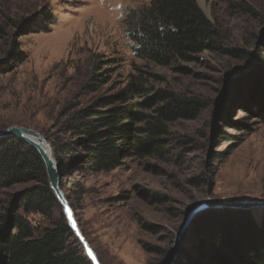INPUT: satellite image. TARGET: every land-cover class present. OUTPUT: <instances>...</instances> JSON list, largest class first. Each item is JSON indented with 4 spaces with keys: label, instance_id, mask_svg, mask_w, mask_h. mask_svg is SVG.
<instances>
[{
    "label": "rangeland",
    "instance_id": "374dc122",
    "mask_svg": "<svg viewBox=\"0 0 264 264\" xmlns=\"http://www.w3.org/2000/svg\"><path fill=\"white\" fill-rule=\"evenodd\" d=\"M197 1L220 26L221 48L164 66L135 56L125 21L129 8L150 0H0V130L22 125L50 143L60 141L68 136L59 129L65 113L124 89L132 94L129 83L140 69L150 72L154 90L139 101L162 89L197 102L193 115L187 111L168 123L160 154L126 156L98 173L74 168L63 178L103 264H164L197 202L264 199V118L253 104L256 99L264 107V0ZM14 42L23 60L10 54ZM156 99L139 109L152 114L168 101ZM26 186L2 190L0 211ZM215 211L250 212L258 226L264 221V208H207L185 228L174 264H209L204 218ZM27 216L40 226L50 223L38 213ZM70 240L81 247L75 235Z\"/></svg>",
    "mask_w": 264,
    "mask_h": 264
},
{
    "label": "trees",
    "instance_id": "16d2710c",
    "mask_svg": "<svg viewBox=\"0 0 264 264\" xmlns=\"http://www.w3.org/2000/svg\"><path fill=\"white\" fill-rule=\"evenodd\" d=\"M238 5L250 9L245 1ZM125 21L135 56L156 65L193 61L206 50L220 49L224 38L220 26L197 0H150L129 8ZM30 28L29 32L35 29ZM17 44L14 42L10 54L23 60ZM140 70L129 83L132 94L124 89L65 113L59 129L68 136L51 140L64 191V179L71 169L98 173L118 167L126 156L160 154L168 123L196 108V101H184L162 89L155 91V97L139 101L137 96L154 90L147 83L150 72ZM156 97L168 101L152 114L139 109L158 104ZM253 101L257 114L264 118L262 102ZM18 185L27 186L11 193L0 211V264H92L81 247L71 244L74 233L50 186L40 153L16 137H4L0 139V192ZM30 213L41 214L50 223L34 224L27 216ZM54 214L59 215L52 221ZM204 219L210 224L209 264H264V221L258 226L250 212L244 211L209 212Z\"/></svg>",
    "mask_w": 264,
    "mask_h": 264
},
{
    "label": "water",
    "instance_id": "95a60500",
    "mask_svg": "<svg viewBox=\"0 0 264 264\" xmlns=\"http://www.w3.org/2000/svg\"><path fill=\"white\" fill-rule=\"evenodd\" d=\"M4 137H16L35 148L40 153L46 165L50 186L62 206L63 213L76 240L79 242V245L92 264H103L98 253L85 236L77 219L76 211L61 186L62 173L60 172V165L55 155L53 144L50 143L40 131L22 125H11L1 129L0 139ZM210 207L264 208V199L207 198L197 202L188 210L186 219L181 225L180 231L169 250L164 264H174L176 262L185 228L195 216ZM69 209L71 210V217L69 216Z\"/></svg>",
    "mask_w": 264,
    "mask_h": 264
},
{
    "label": "snow or ice",
    "instance_id": "6c2138e0",
    "mask_svg": "<svg viewBox=\"0 0 264 264\" xmlns=\"http://www.w3.org/2000/svg\"><path fill=\"white\" fill-rule=\"evenodd\" d=\"M69 216L71 217V210L69 209Z\"/></svg>",
    "mask_w": 264,
    "mask_h": 264
}]
</instances>
